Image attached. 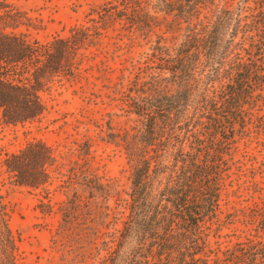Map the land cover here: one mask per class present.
<instances>
[{"label": "trees", "instance_id": "16d2710c", "mask_svg": "<svg viewBox=\"0 0 264 264\" xmlns=\"http://www.w3.org/2000/svg\"><path fill=\"white\" fill-rule=\"evenodd\" d=\"M14 1H0L1 125L41 118L44 94L82 79L107 28L119 24L149 46L119 91L137 123L105 139L123 149L126 190L98 173L89 141L71 163L40 140L3 159L10 183L30 189L59 169L64 199L50 247L60 264H264V189L247 175L241 200L236 169L241 142L264 130V0H107L91 23L45 43L22 31L32 23ZM235 223L245 234L222 247ZM0 264H20L1 188Z\"/></svg>", "mask_w": 264, "mask_h": 264}, {"label": "rangeland", "instance_id": "374dc122", "mask_svg": "<svg viewBox=\"0 0 264 264\" xmlns=\"http://www.w3.org/2000/svg\"><path fill=\"white\" fill-rule=\"evenodd\" d=\"M106 1L20 0L11 6L25 12L32 23L21 27L22 31L29 38L45 43L53 37L67 35L77 24L91 23L89 19L96 17L92 10L97 11ZM130 36L119 24L107 28L98 43L86 52L87 64L82 79L56 85L49 95L44 94L47 110L41 118L15 126L0 124V188L20 264H60L58 254L50 247V234L57 224L56 208L64 195L59 178H55L58 168L46 187L30 189L10 183L3 167L7 154L16 152L28 142L40 140L51 147L59 162L71 163L78 159V143L89 141L98 173L117 184L121 191L127 189L128 165L123 149L105 139L108 132L122 131L137 123L136 116L127 112L119 100V91L123 88L122 74L128 76L132 65L143 64L149 46L139 37L130 42ZM108 124L111 129L107 128ZM257 136L241 142L236 154L238 163L242 162L236 169L241 171L240 177L245 183L241 190L237 183L234 186L240 190L243 201L250 196L247 175L255 173V179L261 182L260 188L264 189V130ZM245 146L256 155L245 153ZM246 157L256 159L255 167L245 162ZM242 229L239 223L224 229L222 234L226 235L219 240L221 246L233 243Z\"/></svg>", "mask_w": 264, "mask_h": 264}]
</instances>
